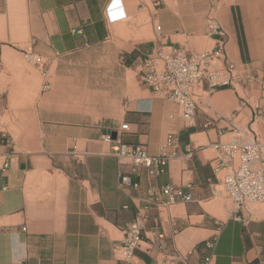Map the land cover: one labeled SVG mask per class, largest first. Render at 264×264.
<instances>
[{"label":"crops","instance_id":"crops-1","mask_svg":"<svg viewBox=\"0 0 264 264\" xmlns=\"http://www.w3.org/2000/svg\"><path fill=\"white\" fill-rule=\"evenodd\" d=\"M133 1L141 4L15 0L21 27L11 28L10 35L4 20L13 17L8 8L0 10V119L7 121L0 125V136L9 137L7 144L0 143V154L12 152L10 165L0 171L6 187L0 191V264H200L205 257L206 264H264V215L254 216L247 207L227 211L217 187L228 168L213 169L217 143L235 138L240 132L236 123L264 130V6L239 12L229 6L223 24L218 23L223 36L207 34L210 49L217 39L224 41V56L242 78L232 88L200 96L189 125L176 103L143 85V93L125 102L119 117L87 112L83 82L68 75L67 68L80 64L68 57L110 47L111 24L128 18ZM154 19L163 28L154 40L119 37L130 43L124 62H136L137 68L144 55L166 47L161 40L169 36V21L163 12ZM28 53L42 63L28 60ZM98 95L99 106H113L110 94ZM89 96L88 107H96L95 94ZM19 99H26L27 106L18 107ZM15 122L20 129L14 138ZM123 122L129 130L120 134L121 141L143 144L149 154L159 153L168 132L176 133V155L161 174L151 177L144 167L129 174L137 186L122 185L120 172L129 166L104 154L108 145L101 135ZM168 184L189 192L193 201L162 207L148 200L151 186ZM137 212L145 216L142 239L128 262L119 257V244Z\"/></svg>","mask_w":264,"mask_h":264},{"label":"built area","instance_id":"built-area-1","mask_svg":"<svg viewBox=\"0 0 264 264\" xmlns=\"http://www.w3.org/2000/svg\"><path fill=\"white\" fill-rule=\"evenodd\" d=\"M156 31L160 34L161 27ZM209 36H223L224 30L212 18L207 23ZM224 41L217 39L215 47L206 51H191L181 46L158 48L150 55H144L138 63L140 84L155 96L170 99L180 108L181 118L187 124L195 119L200 96H209L217 89L232 88L241 80V75L234 63L228 61L223 52ZM31 61L42 63L41 58L28 53ZM129 130V124L123 122L116 130V138L110 133L101 135V140L108 145L104 154L113 156L129 170L120 172L122 185L131 184L129 174L137 167H144L151 177L164 171L169 157L176 155L177 138L175 132H168L159 147V153L149 154L143 144H127L121 141L120 134ZM9 137L2 134L0 143L7 144ZM218 155L214 158L213 169L227 167L228 171L221 177V184L227 197L232 201L234 212L242 211L249 202L264 203V142L258 139L242 141L235 137L217 143ZM71 152L76 156L75 146ZM190 152V150H189ZM12 152L0 154V171L8 168ZM6 187L0 182V191ZM148 200L162 207L177 203H189L193 197L181 187L174 185L151 186ZM145 216L137 212L135 220L123 229L119 244L120 258L130 262L134 250L141 243V228ZM205 257L200 264H206Z\"/></svg>","mask_w":264,"mask_h":264},{"label":"rangeland","instance_id":"rangeland-1","mask_svg":"<svg viewBox=\"0 0 264 264\" xmlns=\"http://www.w3.org/2000/svg\"><path fill=\"white\" fill-rule=\"evenodd\" d=\"M232 1L233 0H199V2L193 4L180 2L181 16L179 17L167 11V5L164 0H140L139 3L141 4H138L137 1H133V12L128 14L126 20L129 18L133 20V28L130 29L131 34L138 32L141 34L138 38L154 40L158 37V32L155 27L161 25L159 21L154 19V16L156 13L163 12L164 17L169 21L170 27L168 38L164 39L165 37H163L161 40L163 46H181L191 51H206L209 50L212 45V41L207 35V23L210 18L222 25L225 13L229 6L232 7L233 11L235 10L238 12L242 7L251 8L255 6H264V4H236ZM137 6L142 7V9L136 11ZM7 8L9 16L11 15L13 18L4 20V29L5 32L10 35L11 28L19 29L21 27V20L16 18L18 14L15 11L17 10L15 0H0V10L7 11ZM190 15L192 16L191 18L189 17ZM23 26H25V22H23ZM124 34L125 33L122 32L116 36L112 35L110 42L107 43L110 44V47L105 46V51H102V48H99L96 51L87 49L68 57L76 60L78 63L80 62V64H76L75 67L67 68V71L68 75L78 77L85 86L83 99H79L83 100V103L86 106L84 107V110L87 112H94L99 115L110 114L119 117L123 111L125 102L133 100L143 93L141 91L142 84H140L138 79L136 62L129 66L124 62L125 52L123 51L130 45L126 39L121 40L119 38L127 37V33ZM21 37L25 41L23 47H26L27 39L26 37ZM12 42L14 43L15 41ZM21 59H23L25 64L27 63L23 56ZM28 60H30L29 57ZM52 70L53 69L50 71V75H54ZM60 70L61 69H57L56 75L60 73ZM91 93L95 94L96 99L93 100L97 102L96 107H88L87 105L88 99H91L89 96ZM98 93L110 94V99L113 104L110 109L107 110L104 109L103 106H99L101 98ZM77 95L80 96L81 93H78ZM27 103L28 101L26 99L15 101V104L18 107L27 106ZM14 118L15 121L18 120L16 115H14ZM6 122L5 119H0L1 126L5 125ZM19 125L20 124L15 122V125L11 127L14 138L19 133ZM236 126L239 128L240 132L235 133L232 137H237L242 141L258 139L264 142V130L260 131L255 128V126H252L253 131H250V129L245 126V122L240 125L236 123ZM217 189L221 192L222 196L220 202L225 204L227 211L232 209V201L227 197L223 187L219 186ZM247 208L254 216L264 215V203L262 202H249Z\"/></svg>","mask_w":264,"mask_h":264},{"label":"bare ground","instance_id":"bare-ground-1","mask_svg":"<svg viewBox=\"0 0 264 264\" xmlns=\"http://www.w3.org/2000/svg\"><path fill=\"white\" fill-rule=\"evenodd\" d=\"M166 5H167V11L171 14H175L176 16H181V9H180V4L177 0H164ZM150 3V2H149ZM189 3V2H188ZM192 7V6H191ZM108 19V18H107ZM127 18L120 20L118 22H114L112 24V35L116 36L119 33H127V36H132L134 38H138L141 36L140 33H132L130 32V29L133 28L132 24H133V20L132 19H128ZM150 25V24H149ZM150 27V26H149ZM124 34V35H125ZM145 34V33H144ZM145 37V36H144ZM126 38V37H125Z\"/></svg>","mask_w":264,"mask_h":264},{"label":"water","instance_id":"water-1","mask_svg":"<svg viewBox=\"0 0 264 264\" xmlns=\"http://www.w3.org/2000/svg\"><path fill=\"white\" fill-rule=\"evenodd\" d=\"M110 134H111V137H112L113 139L116 138V131H112Z\"/></svg>","mask_w":264,"mask_h":264},{"label":"trees","instance_id":"trees-1","mask_svg":"<svg viewBox=\"0 0 264 264\" xmlns=\"http://www.w3.org/2000/svg\"><path fill=\"white\" fill-rule=\"evenodd\" d=\"M126 64L129 66V65H131V63L129 62V61H126Z\"/></svg>","mask_w":264,"mask_h":264},{"label":"snow or ice","instance_id":"snow-or-ice-1","mask_svg":"<svg viewBox=\"0 0 264 264\" xmlns=\"http://www.w3.org/2000/svg\"><path fill=\"white\" fill-rule=\"evenodd\" d=\"M113 7H118V5L117 4H114Z\"/></svg>","mask_w":264,"mask_h":264}]
</instances>
